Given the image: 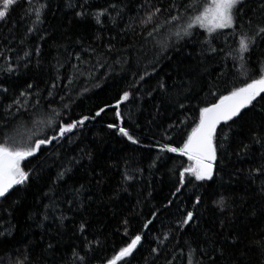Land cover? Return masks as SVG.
Returning a JSON list of instances; mask_svg holds the SVG:
<instances>
[{
    "label": "trees",
    "instance_id": "16d2710c",
    "mask_svg": "<svg viewBox=\"0 0 264 264\" xmlns=\"http://www.w3.org/2000/svg\"><path fill=\"white\" fill-rule=\"evenodd\" d=\"M173 2L187 5L191 0H88L87 14L82 17L75 13L84 0H32L33 6L46 5L42 22L35 25V13L25 15L27 4L21 0L6 20H0V143L6 134L19 133L17 139L33 132V139L52 135L57 128L37 122L51 119L55 125L92 116L99 108L113 105L123 91L132 92L120 109L123 122L116 119V110L110 107L61 141L44 146L39 159L22 162L25 170L40 164L43 170L37 168L38 178L33 174L29 183L16 186L0 199V222L10 221L14 226L11 235L0 237V264H16L26 258L28 264H71L73 249L83 254L85 238L93 241L89 264H100L101 258L110 257L113 249L118 250L137 233L142 234V242L128 258L130 264H188L185 241L197 249L193 260L203 264H264V254L253 244L264 238V194L259 191L264 177L250 178L248 171L264 163V149L252 143L253 132H264V113L260 111L264 100L254 102L255 109L245 110L242 120L229 122L230 128L218 126V142L222 141L224 147L219 151L217 174L207 182L208 190L216 195H205L195 209L193 201L202 188L188 184L172 196L179 171L188 161L177 153H161L159 145L182 144L198 118L202 101L214 100L208 96L210 85L216 86L213 91L219 89L224 94L225 88L239 86L247 79L240 61L228 55L235 47L231 39L226 42L230 30H221L223 34L212 42L216 53L202 44L208 34L199 28L192 36L176 40L172 33L177 23L183 25L192 13L166 25L169 12H162L156 20L161 27L152 36L147 33L154 25L128 29L131 18L142 17L148 7L167 9ZM257 2L247 0L245 20L253 15L248 9L256 7ZM70 3L75 7H69ZM109 4H116V11L101 17V24H97L93 13ZM180 12L184 13L183 7ZM29 27L34 29L31 33ZM24 52L29 55L24 56ZM261 53L264 42L251 52L248 68L258 71V61L264 59ZM118 59L121 63H113ZM98 61L101 65L107 62L111 70L96 67ZM8 65L14 71H4ZM145 71L151 75L130 89L129 85ZM160 81L166 84V90L158 88ZM28 84L34 87L28 90ZM22 90L33 94L39 91L42 107L32 110L30 104L19 112L15 107L6 112V106ZM29 99L34 103L33 97ZM180 103L185 107H179ZM65 104L69 107L64 108ZM52 109L61 115L56 116ZM109 123L117 128H107ZM120 126L140 143L133 144L120 135ZM225 133L228 139L223 141ZM245 144L250 145L248 152L238 156ZM64 168L71 171L53 186V179ZM125 175L131 179L125 180ZM220 195L227 201L223 211L213 203ZM169 200L173 203L165 209ZM50 204L46 210L45 205ZM180 209L195 213L184 230L177 224L186 214ZM157 210L153 218L151 212ZM61 216L65 217L62 222ZM125 219L128 236L123 235ZM147 219H153V223L143 229ZM81 223L85 224L84 233L79 231ZM164 233L169 239L166 246H160L157 240ZM153 247L162 250L152 254Z\"/></svg>",
    "mask_w": 264,
    "mask_h": 264
},
{
    "label": "snow or ice",
    "instance_id": "6c2138e0",
    "mask_svg": "<svg viewBox=\"0 0 264 264\" xmlns=\"http://www.w3.org/2000/svg\"><path fill=\"white\" fill-rule=\"evenodd\" d=\"M23 2L27 4V7L24 10L25 15H31L34 12L35 20L33 21V24L41 23L42 10L46 5L40 4L39 6H33L32 0H23ZM18 3H21V0H2V7H0V20H6L10 15L11 10L15 8ZM246 3L247 0H203V2H201V0H191L187 5H178L173 2L167 9L162 6H150L145 10V14L142 17L131 18L133 23L128 25V29L133 31L136 27L143 29L148 25H154L152 30L147 33L148 36H152L153 33L161 27L160 24L156 23V20L162 12H169L170 19H165L164 21V24L166 25L178 22L183 19L184 15L192 13L191 15H188V18L183 25L177 23L176 30L172 33L176 40L180 41L185 37L192 36L194 34V29L200 28L208 34L204 41H202V44L208 46V51L210 53H216L217 49L211 46L212 42L218 35L223 34L221 30H230L226 42L228 39H231L232 45L235 47H232V51L228 55L231 56L234 61H240L241 70L247 77V79L243 80L239 86L233 85L231 88H225L224 94H221L219 89L213 91L212 88L216 86L210 85L208 88V96L213 97L214 100L205 98L202 101V106L199 107L198 118L194 121L190 131L187 132L182 144L178 147L172 146L170 143L159 145V151L161 153H177L180 156L187 158L188 164L182 166L179 171V183L176 186L175 191L172 193V196L175 197L181 192L182 188L188 184L202 188L203 192L197 194L193 201L194 209L201 204L205 195H216L214 191L210 192L208 190L207 182L213 181L214 176L217 174L215 168L219 161V151L224 147L222 141L218 142V126L224 124L230 128L231 125L229 122L235 124L238 120H242L245 110L255 109L256 104L254 102H257L258 99L264 100V59L258 61V71L247 67V65L251 63V52L259 43L264 42V0H258L256 7L248 9L253 15L249 16L247 20L244 19ZM68 6L75 7V5L71 3ZM88 6V0H84V3L79 5L81 10L77 11L75 15L77 17L85 16L87 14L86 8ZM116 7V4H109L106 8L94 12L93 16L96 23L101 24V17L108 15L111 11H116ZM180 7L184 8L183 14L180 12ZM121 11H123V9H121ZM173 11L176 12L175 15H172ZM119 15L120 13L117 12V16ZM109 18L115 21V17L109 16ZM137 19H139L138 25L135 24ZM33 30V27L28 28L29 33ZM209 37H211V39H209ZM36 51L37 54H39V46H37ZM108 51H111L110 46L108 47ZM246 54L248 55L246 56ZM28 55V52H24V56ZM261 56L264 57V53H261ZM5 59H7V57H5ZM77 59H79V56H77ZM113 63H121V61L118 59L113 61ZM124 63H127V61H124ZM96 67H108L111 70V65L107 64V62L101 65L98 61ZM152 67L153 71H155L154 64ZM4 71L12 72L14 69L8 65L4 68ZM93 71L94 69L89 70V76L93 75ZM133 75L136 76L137 74L133 73ZM150 75L151 73L147 71L139 74L138 79L134 84L129 85V88H134L135 84L144 81L145 77ZM157 86L161 90H166V84L163 81L158 82ZM33 87V84L27 85L28 90H31ZM52 87H56L55 83ZM2 91L7 93L8 89L3 88ZM84 91H87V89H84ZM147 94L151 96L152 92H148ZM52 95L53 93L51 89H49L48 96L51 97ZM131 95V91L125 90L119 95V98L116 99L113 105H105L104 107L99 108L94 115L81 116L79 119H72L71 122H60L54 125L51 119L46 122L39 121L37 122L38 124H45L46 127H55L58 129L57 131H54L52 135H43V138L36 137L33 139L36 135L34 132L26 138L20 137V139H17L19 133H17V136H8L6 134L4 142L0 143V199L6 198L16 186H23L29 183L33 179V174H35L37 178L39 177L37 168L42 171L43 164L34 165L31 169L25 170V167L22 166V162L27 161L29 158L39 159L44 146L52 145L54 142L61 141L66 137V134L73 133L75 129L83 127L87 121L95 120L97 117H100L102 113L110 107L116 110V119L123 122V114L120 109L122 104L130 99ZM29 97H33L34 103ZM185 99H187V97H185ZM61 100H63V97H61ZM30 104L32 110L42 107L39 91L35 94L30 91H20L19 94L11 100L10 104L6 106L5 111L7 112L9 109L15 107L17 112H19L21 108L27 109ZM68 107L69 105H64V108ZM179 107L184 108L185 105L180 103ZM260 111L264 113V107H262ZM52 112L56 116L61 115L59 112H56L55 109H52ZM4 127H7V125L5 124ZM107 128L114 129L117 128V125L109 123L107 124ZM119 134L126 137L127 140L133 144L140 143V141L134 138V136L123 126L119 127ZM166 139L170 141L172 138L166 137ZM227 139L228 134L225 133L222 140L226 141ZM252 143L259 144L261 148L264 149V132H253ZM249 148L250 145L245 144L241 149V152L237 153V155L239 156L241 153H247ZM262 155H264V153H262ZM89 159H91V156H89ZM78 162L79 161H77V163ZM69 171H71L70 168L60 170L52 181L53 186L58 180H63L64 176ZM248 171L250 178L255 176L264 177V163L257 167L250 168ZM124 179L129 180L131 177L125 175ZM194 182L199 183L195 184ZM253 182L255 183V180H253ZM78 191L79 190H77V192ZM259 191L261 194H264V181L259 185ZM45 196H48V193H45ZM69 203H71V201H69ZM172 203L173 201L169 200L168 204L163 207L166 209ZM213 203L221 211H223L227 205V201L223 195H220L218 199H214ZM50 206L52 205H45V209L47 210ZM158 211L159 210L152 211L151 216L153 218L157 217ZM180 211L186 212V214L177 221L179 229L184 230L185 226L189 225L195 219V213L194 211L187 209H180ZM44 218L47 219V215H45ZM59 219L62 222L65 217L61 216ZM122 223L125 228L123 235L128 236V220L125 219ZM152 223L153 219H147L143 224V229H148ZM0 227L3 228V230L0 231V237H5L11 235V230L14 226L8 221L0 222ZM79 231L84 233V223L80 224ZM168 239V233H164L163 238H158L157 243L160 246H166L165 241ZM141 242L142 234H135L130 239V242L123 244L118 250L113 249V254L110 257L101 258L100 264H130L128 258L134 255V252L137 250L138 246L141 245ZM96 243L99 244V241H96ZM92 244L93 241H89L85 238L83 254H81L80 251L73 249L71 264H89L88 253L92 251ZM253 244L262 254H264V238L254 240ZM185 245L188 248V264H203V261L193 260V256L197 249L192 248L188 241H185ZM49 247H51V245H49ZM161 250V247H153L151 252L152 254H159ZM199 251L203 252L204 249H199ZM216 251L219 252L220 250L217 249ZM16 264H28L27 258L24 261H17ZM166 264H171V261H167ZM212 264H215V262L213 261Z\"/></svg>",
    "mask_w": 264,
    "mask_h": 264
},
{
    "label": "rangeland",
    "instance_id": "374dc122",
    "mask_svg": "<svg viewBox=\"0 0 264 264\" xmlns=\"http://www.w3.org/2000/svg\"><path fill=\"white\" fill-rule=\"evenodd\" d=\"M200 29V28H199ZM201 30H203V29H201ZM204 31V30H203Z\"/></svg>",
    "mask_w": 264,
    "mask_h": 264
}]
</instances>
